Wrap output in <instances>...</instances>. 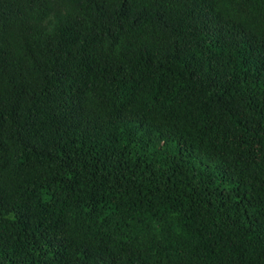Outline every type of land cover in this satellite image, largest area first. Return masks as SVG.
<instances>
[{
	"label": "trees",
	"instance_id": "16d2710c",
	"mask_svg": "<svg viewBox=\"0 0 264 264\" xmlns=\"http://www.w3.org/2000/svg\"><path fill=\"white\" fill-rule=\"evenodd\" d=\"M0 264H264V0H0Z\"/></svg>",
	"mask_w": 264,
	"mask_h": 264
}]
</instances>
